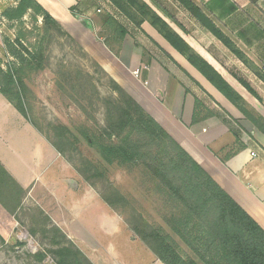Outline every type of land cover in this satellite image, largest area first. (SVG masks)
Masks as SVG:
<instances>
[{
  "label": "crops",
  "instance_id": "crops-1",
  "mask_svg": "<svg viewBox=\"0 0 264 264\" xmlns=\"http://www.w3.org/2000/svg\"><path fill=\"white\" fill-rule=\"evenodd\" d=\"M34 1L264 231V0L256 4L249 0H190L242 54L241 59L178 0H140L190 53L224 80L227 95L169 43L148 16L133 15L136 26L110 0ZM16 4L17 0H0V14ZM108 17L126 32L119 43H104V38L115 42ZM98 31L106 37L99 39ZM1 97L5 109L13 111L12 130L23 131L15 133L13 140L0 127V164L22 189L23 200L31 192L43 202L53 203L47 207L56 208L57 213L40 212L48 225L78 246L74 245L82 255L94 256L97 264H162L135 235L120 232L122 224L98 195H92L91 206H78L88 203V197L80 192L76 176L65 169L62 156ZM239 98L246 105H239ZM88 240L105 241L106 245L100 244L102 251L96 255L95 249H88Z\"/></svg>",
  "mask_w": 264,
  "mask_h": 264
},
{
  "label": "rangeland",
  "instance_id": "rangeland-1",
  "mask_svg": "<svg viewBox=\"0 0 264 264\" xmlns=\"http://www.w3.org/2000/svg\"><path fill=\"white\" fill-rule=\"evenodd\" d=\"M30 14L14 23L0 20V33L10 40L20 33L21 42L29 50H34L38 46L40 33L37 35L36 28L41 27V19L34 22ZM105 35L102 31L96 34L99 39ZM30 37L33 38L31 43L28 41ZM117 40L118 36L112 37L115 42H107L108 39L104 38V43L109 45ZM43 45L46 48L44 69L39 71L30 67L19 74L24 83V109L42 136L62 145L65 169L76 176L80 192L88 197V203L78 206H91L92 195H98L108 202L112 216L122 224L121 233L125 231L138 238V230L158 229L174 239L182 256L191 257V251L172 230L175 220L182 216L181 207L167 197L160 182L146 167L116 159L113 147L110 148L102 135L101 130L105 126L103 99L111 95L108 75L94 67V62H97L88 54V57H81L76 47L64 37L47 38ZM8 62L15 60L5 53L0 43V66L5 70ZM60 64L71 69V75L59 73ZM85 72L91 79L85 76ZM5 103L0 96V127L15 140L14 134L23 130H12L15 124L13 111L5 109ZM244 104V100L239 98V105ZM61 134L63 137L58 139ZM6 188L8 192H4L9 196L1 197L0 202V264H62L64 257L66 263L63 264H87L86 259L97 264L94 256L76 255L75 244L72 247L55 227L48 225L40 212L57 213L56 208L47 207L53 203L43 202V198L29 192L15 206L16 192L11 186ZM100 244L106 245V242H86L89 250L95 249L96 255L99 254L96 251H102Z\"/></svg>",
  "mask_w": 264,
  "mask_h": 264
},
{
  "label": "trees",
  "instance_id": "trees-1",
  "mask_svg": "<svg viewBox=\"0 0 264 264\" xmlns=\"http://www.w3.org/2000/svg\"><path fill=\"white\" fill-rule=\"evenodd\" d=\"M112 4L133 19L138 12L148 16L153 26L164 34L166 40L182 54L207 80L221 93L227 95L228 89L224 80L200 57L190 53L189 48L169 29V27L151 9L140 0H110ZM190 15L210 34L222 42L235 56L243 58L231 42L222 34L214 23L190 0H178ZM256 4L257 0H249ZM73 8L70 9L72 11ZM33 21L41 19L38 46L29 50L21 42V34L13 40L0 33V43L7 55L15 62L6 63L4 70L0 66V95L28 122L40 130L29 120L24 109V83L19 74L27 68L43 70L46 61L43 41L64 37L76 47L81 57L87 53L67 34L60 23L52 18L34 0H17L15 6L6 8L0 14V20L7 23L20 21L30 13ZM183 34L185 31L169 15L162 12ZM118 43L125 35V30L112 18H107ZM31 34V33H30ZM32 37L29 38L31 43ZM49 41V40H48ZM48 43V42H47ZM28 58L27 60L24 58ZM48 60V59H47ZM105 75L106 73L94 62ZM58 72L71 75V69L63 64ZM85 76L91 79L85 72ZM111 95L103 99L105 126L102 135L109 143L116 159L132 165L141 164L146 167L152 177L160 182L167 197L177 207H181L182 216L176 219L173 232L191 251V257L182 256L176 249V242L158 229L147 232L138 230L139 241L142 242L156 259L162 264H264V231L209 177V175L132 99L115 81L108 77ZM101 135V136H102ZM62 134L58 136L61 139ZM48 143L61 155L62 145L45 137ZM85 179V178H84ZM11 186L16 192L14 201L17 206L23 195L22 189L0 164V202L1 197L9 196L4 192ZM10 199V197H9ZM108 206V202L101 197ZM57 230V229H56ZM57 232H59L57 230ZM67 241V240H66ZM68 242V241H67ZM73 247V245L69 242ZM76 250V255L82 254ZM61 260L62 264L66 263ZM67 260V259H66ZM87 264H90L86 260Z\"/></svg>",
  "mask_w": 264,
  "mask_h": 264
}]
</instances>
